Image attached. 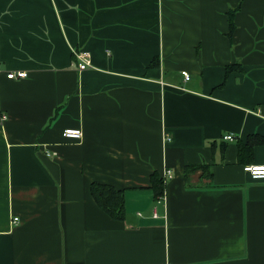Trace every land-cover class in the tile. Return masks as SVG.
Listing matches in <instances>:
<instances>
[{
    "label": "crops",
    "instance_id": "0c3cea01",
    "mask_svg": "<svg viewBox=\"0 0 264 264\" xmlns=\"http://www.w3.org/2000/svg\"><path fill=\"white\" fill-rule=\"evenodd\" d=\"M252 134L264 0H0V264H264ZM94 181L125 189V219Z\"/></svg>",
    "mask_w": 264,
    "mask_h": 264
},
{
    "label": "trees",
    "instance_id": "16d2710c",
    "mask_svg": "<svg viewBox=\"0 0 264 264\" xmlns=\"http://www.w3.org/2000/svg\"><path fill=\"white\" fill-rule=\"evenodd\" d=\"M231 26L234 27L235 23L231 20ZM157 65L154 60L151 65ZM229 72V68H228ZM264 144V136L258 134H252L248 136L247 142H238V161L241 164H249L254 159V148L257 145ZM151 187L156 197H162L164 195L166 183L164 178L157 172H154L151 176ZM91 193L96 199L99 206L110 216L117 220H123L126 217L125 213V189H117L115 186L110 184H102L99 182L91 183Z\"/></svg>",
    "mask_w": 264,
    "mask_h": 264
},
{
    "label": "built area",
    "instance_id": "2783aa9c",
    "mask_svg": "<svg viewBox=\"0 0 264 264\" xmlns=\"http://www.w3.org/2000/svg\"><path fill=\"white\" fill-rule=\"evenodd\" d=\"M75 56L78 57L79 59V64H78V69L80 71L86 70L88 69V67L92 66V62H91V54L90 52L87 50H76L74 52ZM182 75L184 77V79L186 81H188L191 77V73L189 71H183ZM28 76V72L24 71V70H18L16 72H9L8 77L9 78H23V77H27ZM63 135L68 139V140H72V141H80L83 138L84 132L83 129L81 128H75V129H66L63 133ZM223 138L226 141H234L235 137L232 134H225L223 136ZM48 155H56L55 152L51 153L50 151H47ZM245 170L247 172H250L251 176L254 179H262L264 180V164L260 165V164H255V163H251L249 165H247L245 167ZM173 177V171L170 169H167L165 172V178H171ZM20 221V219L18 217L14 218V223H18Z\"/></svg>",
    "mask_w": 264,
    "mask_h": 264
}]
</instances>
